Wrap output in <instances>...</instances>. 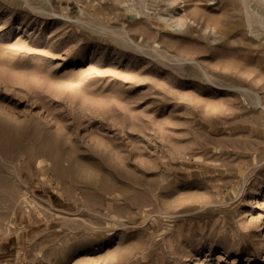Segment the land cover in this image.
<instances>
[{
  "label": "rangeland",
  "instance_id": "rangeland-1",
  "mask_svg": "<svg viewBox=\"0 0 264 264\" xmlns=\"http://www.w3.org/2000/svg\"><path fill=\"white\" fill-rule=\"evenodd\" d=\"M139 2L0 0V264H264V29Z\"/></svg>",
  "mask_w": 264,
  "mask_h": 264
},
{
  "label": "bare ground",
  "instance_id": "bare-ground-1",
  "mask_svg": "<svg viewBox=\"0 0 264 264\" xmlns=\"http://www.w3.org/2000/svg\"><path fill=\"white\" fill-rule=\"evenodd\" d=\"M130 1V0H129ZM146 1V0H145ZM149 1V0H147ZM156 1V0H153ZM170 3H175V0H168ZM141 2V1H140ZM138 0V3L141 4ZM239 3L241 5V9H242V13L245 16L246 19V23L247 26L249 27V29H252V27L254 26V24H256V26H258L256 29L259 30V28L264 29V0H239ZM134 4V3H133ZM138 4V5H139ZM251 4H255L258 5V8L260 9V11L255 12L254 9L252 8ZM122 5V4H121ZM126 5V4H125ZM136 6V5H135ZM135 6H128L129 10H135L136 14H139L141 11L140 9L137 10L135 8ZM139 7V6H138ZM143 9V8H142ZM145 12V11H144ZM142 12V13H144ZM142 15V14H139ZM173 17V16H172ZM174 18V17H173ZM187 17H185V15H180L179 18L176 20V25L180 26H184L183 24L185 23V19ZM253 30V29H252ZM251 30V31H252ZM255 31V29L253 30ZM263 31V30H262ZM125 33V32H124ZM246 90V89H245Z\"/></svg>",
  "mask_w": 264,
  "mask_h": 264
}]
</instances>
